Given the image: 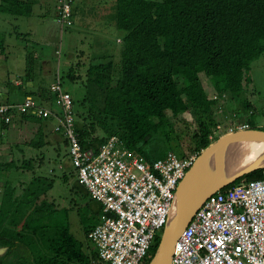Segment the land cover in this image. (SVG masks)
Returning a JSON list of instances; mask_svg holds the SVG:
<instances>
[{"label":"trees","instance_id":"16d2710c","mask_svg":"<svg viewBox=\"0 0 264 264\" xmlns=\"http://www.w3.org/2000/svg\"><path fill=\"white\" fill-rule=\"evenodd\" d=\"M4 1L7 8L21 3ZM114 1L115 25L125 36L112 54L93 58L80 82L87 93L80 105L73 103L74 127L82 148L97 153L116 137L124 148L148 161L169 152L180 158L199 155L219 138L215 133L222 123L220 103L207 88L239 97L250 85L252 63L264 54V0ZM47 101L52 107L54 96ZM249 107L243 103L244 109ZM166 111L176 118L191 115L189 153L182 151L180 135ZM48 122L32 115L16 116L1 136L5 160L0 171L30 179L3 184L0 248L7 251L0 264L18 246L27 250L33 264H91L96 260L94 248L88 245L84 250L70 235L67 221L59 222V210L44 199L54 184L37 176L45 160L41 150L51 144L45 141ZM62 143L67 146L64 138ZM263 178L264 169H259L231 186ZM75 183L74 191L85 198L83 207L96 221L83 232L89 242L88 233L98 223L101 208L84 186ZM161 235L156 236L146 264L154 257Z\"/></svg>","mask_w":264,"mask_h":264},{"label":"built area","instance_id":"2783aa9c","mask_svg":"<svg viewBox=\"0 0 264 264\" xmlns=\"http://www.w3.org/2000/svg\"><path fill=\"white\" fill-rule=\"evenodd\" d=\"M72 5L73 0L58 2L61 32L72 26ZM50 94L56 112L32 96L19 104L1 101L0 142L16 116L53 120L55 133L67 142L78 182L101 206L99 222L88 233L97 256L91 264H146L156 236L169 220L177 188L198 155L180 158L169 152L148 161L124 148L116 137L97 153L85 150L75 131L72 99L59 80ZM226 122L224 131L217 128L221 136L251 130L246 123L229 122L227 117ZM230 186L204 201L178 237L171 264H264V178Z\"/></svg>","mask_w":264,"mask_h":264},{"label":"rangeland","instance_id":"374dc122","mask_svg":"<svg viewBox=\"0 0 264 264\" xmlns=\"http://www.w3.org/2000/svg\"><path fill=\"white\" fill-rule=\"evenodd\" d=\"M58 2L59 0L57 5ZM74 3L75 6L78 5V16L75 19L74 28L82 29L88 33H97L95 37L87 40H67V33L61 32L58 24H54L52 20H46L42 25L38 24V31H43L44 34L39 36L37 40H6V34L0 32V102L22 103L27 93L33 95V98L38 95L41 98V105L52 112H56L54 103L51 107L47 99L51 96L50 88L56 85L59 80L63 90L71 97L72 103L80 105L87 93L80 82L85 80L86 71L92 59L105 54H112L111 51L118 47L116 38H119L124 32L116 27L115 21L111 17L114 16V12L111 10L110 17H105L104 23L105 27L109 29L108 32L114 36L105 39L101 29L103 23L96 16L99 15L102 7L114 4V0H74ZM17 24V21L15 23L9 19L3 21L0 28H3L6 33L12 34L14 32L13 27ZM32 27L35 28L36 25ZM27 46L29 47L28 50L31 51L30 54H28L29 52L25 54ZM58 50H60L59 55L57 54ZM33 54H37L39 57L43 56V59L37 60V63L32 59ZM43 60L48 62V65L45 66ZM248 78L250 85L245 87L243 93L236 98H231L227 93L216 94L207 85L208 94L216 103H220V105L217 104V107L222 114L217 115L222 122L220 128L223 131V127L227 123L226 117L229 122H241L255 128H264V54L252 63ZM206 83L208 84V82ZM245 102L250 105L247 110L243 108ZM166 117L173 125L176 133L180 135L182 151L189 153V134L193 131L191 115L185 113L176 118L170 111H166ZM51 122L55 123L53 120ZM52 130L55 133L54 125L50 127L48 124L45 141L51 144L44 146L41 150L45 160L42 167L37 171L39 176L54 180L53 188L46 193L44 199L53 203V206L59 210V215L56 216L59 222L67 221L70 235L82 243L83 249L86 250L88 245L91 248L93 245L86 240L83 232L86 231L85 227L94 225L96 221L88 215V211L83 207L85 198L74 191L75 182L78 180L66 155L67 146L65 147L62 142H59L58 145L55 144L58 142L51 137ZM215 135L221 136L218 130ZM58 146L59 152L55 153ZM2 157L3 160H0V164L5 160L1 154L0 159ZM24 179L29 180L30 178L20 176L16 172L7 174L0 171V194L5 181H10L15 185ZM79 208L81 209L79 210ZM5 262L6 264L7 262L9 264H33L29 253L22 246L12 249L4 260V264Z\"/></svg>","mask_w":264,"mask_h":264},{"label":"water","instance_id":"95a60500","mask_svg":"<svg viewBox=\"0 0 264 264\" xmlns=\"http://www.w3.org/2000/svg\"><path fill=\"white\" fill-rule=\"evenodd\" d=\"M250 145L264 146V131L246 130L224 134L197 156L177 188L169 220L164 227L154 257L148 264H171L178 237L188 226L204 201L209 196L232 185L241 177L253 171L264 169V166L253 165L225 177H219L216 170H214L220 157L230 151ZM6 251L7 248H0V256Z\"/></svg>","mask_w":264,"mask_h":264},{"label":"crops","instance_id":"0c3cea01","mask_svg":"<svg viewBox=\"0 0 264 264\" xmlns=\"http://www.w3.org/2000/svg\"><path fill=\"white\" fill-rule=\"evenodd\" d=\"M11 1V0H9ZM13 2L17 1V0H12ZM20 3V5H14L11 8H7V7H3V3H5L4 0H0V24H2L3 21L5 20H13L15 23L16 21L18 22L17 25H15L13 27L14 32L11 34L6 33L4 31L3 28H0V32L1 34L4 33L6 34V40H37L39 36H42L44 34L43 31L39 32L38 31V24L42 25L46 20H52V22L55 24H57L56 22V12H57V1L58 0H18ZM9 4V3H8ZM113 5V4H112ZM105 6L102 7L99 11V15L97 16V19L102 22V31H103V35L104 38L107 39L108 37H113L114 35H112L111 33L108 32V27H105V23H104V18L105 17H110L109 15L111 14V10L113 11V6ZM13 8V10H12ZM13 11L14 14H10L9 12ZM78 16V5L75 6L74 0H73V5H72V18H73V23L72 26L67 29L66 32L67 33V40H87L90 38L95 37V35L97 33H88L82 29H75L74 26V22L75 19ZM114 19V16H111ZM115 21V19H114ZM33 25H36V27H32ZM110 28V27H109ZM40 30H42L40 28ZM125 33L122 34L119 38H116V43L120 44L121 40L124 38ZM100 40H103V38H100ZM69 47H70V43H69ZM29 47L27 46L25 48V54L27 52H29L28 54L31 53L30 50H28ZM113 52V51H111ZM92 54H94V52H92ZM43 57V56H42ZM42 57H39V55L37 54H33L32 55V59L35 60V62L38 63L39 59H43ZM27 60V58H26ZM38 60V61H37ZM93 60V59H92ZM45 66L48 65V62L44 61ZM33 96L31 94H25L26 96ZM42 97V96H40ZM35 98L39 99V96L37 95ZM6 103V102H3ZM19 104V103H18ZM48 124L53 127V122H48ZM51 137L56 141V142H62L63 138L61 137V135L54 133L52 130V133L50 134ZM56 145H58V143H55ZM56 153V151H55ZM67 153V152H66ZM3 160V157L0 159ZM37 176H39L37 174ZM66 176V175H65ZM43 177V176H40ZM45 178V177H44ZM98 204V203H97ZM100 205V204H98ZM97 205V207H98ZM101 208V206H100ZM101 214V212H100ZM100 218V216H99ZM6 253V252H5ZM5 253L3 255L0 256V259H2L5 255ZM5 259V258H3ZM9 263V262H8Z\"/></svg>","mask_w":264,"mask_h":264},{"label":"bare ground","instance_id":"6f19581e","mask_svg":"<svg viewBox=\"0 0 264 264\" xmlns=\"http://www.w3.org/2000/svg\"><path fill=\"white\" fill-rule=\"evenodd\" d=\"M253 165L264 166L263 145H250L226 153L218 159L214 170L219 177H225Z\"/></svg>","mask_w":264,"mask_h":264}]
</instances>
